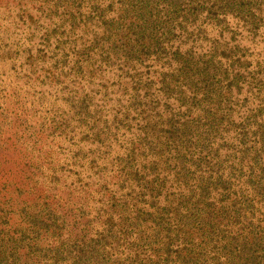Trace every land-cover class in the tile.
I'll return each mask as SVG.
<instances>
[{
    "label": "trees",
    "instance_id": "1",
    "mask_svg": "<svg viewBox=\"0 0 264 264\" xmlns=\"http://www.w3.org/2000/svg\"><path fill=\"white\" fill-rule=\"evenodd\" d=\"M0 11V264H264V0Z\"/></svg>",
    "mask_w": 264,
    "mask_h": 264
},
{
    "label": "rangeland",
    "instance_id": "2",
    "mask_svg": "<svg viewBox=\"0 0 264 264\" xmlns=\"http://www.w3.org/2000/svg\"><path fill=\"white\" fill-rule=\"evenodd\" d=\"M0 13H2V11H0Z\"/></svg>",
    "mask_w": 264,
    "mask_h": 264
}]
</instances>
